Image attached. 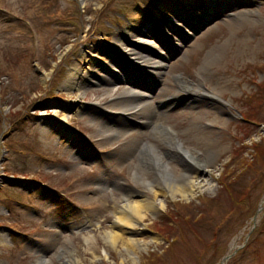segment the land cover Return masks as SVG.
<instances>
[{"label":"rangeland","instance_id":"1","mask_svg":"<svg viewBox=\"0 0 264 264\" xmlns=\"http://www.w3.org/2000/svg\"><path fill=\"white\" fill-rule=\"evenodd\" d=\"M166 1L174 0H0V176L17 175L0 180V264H39L41 258L65 264L57 253L66 248L76 264H219L233 246L238 251L227 264H264V208L258 214L264 202V0H197L219 14L207 10L212 15L203 21L206 12L198 11L191 18L200 24L195 32H164L181 47L163 61L161 77L140 74L149 88L145 113L132 121L104 111L113 110L112 99L128 86L108 85V76L98 70L110 66L121 41L129 46L124 30H151L148 24L158 20ZM136 20L140 24L132 23ZM158 39L149 38V48L161 53ZM88 50L100 66L85 64L82 53ZM70 69L89 70L95 80L86 90L69 87ZM179 76L201 82L216 95L213 102L189 99L178 90ZM173 95L179 101L162 108L160 102ZM93 112L101 122H123V136L103 133ZM156 122L173 128L192 150L204 151L213 141L216 155L205 173L199 171L201 177L193 176L205 185L193 196L172 198L166 188L151 196L163 207L124 234L143 242L157 238L145 251L133 250L135 261L123 244L113 246L104 236L126 196L148 193L133 179L140 161L129 149L143 143L168 150L153 137ZM171 161L176 172L184 170L180 158ZM230 180L234 188L226 190ZM211 238L216 239L209 247Z\"/></svg>","mask_w":264,"mask_h":264},{"label":"bare ground","instance_id":"2","mask_svg":"<svg viewBox=\"0 0 264 264\" xmlns=\"http://www.w3.org/2000/svg\"><path fill=\"white\" fill-rule=\"evenodd\" d=\"M196 4H199V1L182 0L179 3L174 0L163 2L161 5L162 11L157 13V17L158 20H161V18L164 17L165 21L161 22L159 26L149 23L148 26L152 28L153 32H151L150 30L148 34L154 36L152 33H157V30L158 33H161L164 32L165 28H167L168 30H171L170 28L176 29V26H174L172 22L178 21H183L186 28H189L190 31H194V29L198 27V24L184 19L183 12H192V16H197V9L203 8V5L199 4L197 6ZM207 6L208 5H206V7ZM208 7L211 9V11L214 12L212 7ZM214 7L217 9H222V6ZM180 11L183 19L180 17ZM214 13L219 14V12ZM249 18L250 16L246 15V18L242 20L245 22L249 20ZM132 23H136V25H138L140 24V21L136 20L132 21ZM133 27L130 26L128 30H124L127 31L126 36L130 38L139 36V38H137L136 40H132V42L129 40H125L130 47L126 45L125 42L121 41L120 43L122 48H118V53L121 57L117 55L115 61L112 60L111 63L115 64V67L119 68L118 70L120 72L126 71V69H135V71L137 70L139 74L142 73L146 77H148L146 75V73H148V75H150L148 77L149 79L151 77H154L155 79L161 77L163 71L162 66L165 60L162 58V56H160V60H158L157 57H152V55H154L155 53L152 52V50L149 48L150 44L148 42V38H151V36L147 37V34H139ZM129 31L132 32L129 33ZM174 44L175 43H173V46H177ZM171 49L173 50V52L176 50L175 48ZM82 57L83 59H85V64L91 65V67L100 66L92 63L95 59V56L91 55V51H85L84 53H82ZM126 66H128L130 69H123ZM206 69L207 67H203L201 71ZM107 70L111 73V75L108 74V77H110L109 79H107L110 82L108 83V85L114 86L116 84L115 82H117L116 80L120 78L115 75V71H112L110 68ZM130 71L132 72V70ZM130 71H128V73ZM69 73V78L66 84L72 88L79 87V89L86 90L87 86H90L89 84L91 83V80H95V78L92 76L93 73L89 70L85 72L82 69H70ZM122 78L123 79L121 80H128L126 75H122ZM129 79L133 82L136 81L133 77ZM174 80L178 85V90L184 89V91L188 93L187 97L189 99L198 97L213 102L216 97L215 94L205 89L201 82L197 84L182 76L175 77ZM143 83L139 86H134L135 88L133 89H127V91H124L118 97L113 98L110 105L112 106L113 110H105L110 112L113 116L123 117L121 118V120L130 116L136 117L137 115L145 113L147 98L142 92L139 91L143 90V88L146 86V84L144 83L143 85ZM142 85L143 87L141 88ZM155 85L153 83V89L156 88ZM145 88L148 89V87ZM147 91L144 90V92ZM178 101L179 97L177 95H173L169 97L167 101L160 103L162 104V108L167 109L170 105L172 106V104ZM96 114L97 113L94 112L90 114L92 117V121L102 127L103 133L111 132L115 134L116 137L123 136L126 128L123 122H118L116 119L108 118L104 119V121L101 122L98 115ZM60 119L65 121L67 118L63 117ZM152 134L155 139L159 140L167 146L168 150H166V153H162L156 145H148L143 143L140 144L137 149H129L131 154H133V152L137 153L136 155H138L140 161L136 168L133 170V179L135 182H141L148 189V193L132 192L129 196H126L123 204L121 206H116L114 212L116 222L112 226L110 231L105 232L104 236V239H106V241L113 246L123 244L125 250L130 255H133V259L135 261L137 259V254L134 253L133 250L139 249L145 251L151 243L157 241V238L153 236L151 242H143L141 241V239L136 238L126 239L124 237V234L128 230L134 232L137 226L148 217L147 213H157L160 211L159 207H163V204H161L160 206L156 204L153 197L151 196L157 197L160 192L165 191V188L167 189V193H169L172 198L176 197V195H179L183 199L193 196L197 188L205 186L203 178L200 182L195 183L193 181V176L196 175L198 177H201L199 171L202 170V173H205L206 170H204V166L213 162V158H215L216 155L214 154V151L210 149L213 141L208 142L205 146V150H200L202 152L195 149L192 150L185 147L183 143L176 138V134L173 128L166 126L165 124L160 122L153 123ZM77 145L80 144L78 143ZM141 145L142 148H140ZM167 157L172 158L171 160L180 158L185 163L184 170L179 173L176 172L174 166H172L171 164L172 161H169ZM151 174L154 175V180L149 179L148 176ZM102 186L108 189L110 187V184L109 182L102 180ZM133 194H138L137 198H134ZM86 240L89 243H92L93 239L89 237L86 238ZM232 248H234V246ZM70 252L69 249L66 248L59 251L57 255L65 264H76V259H69ZM105 257L108 258V254L106 252ZM39 264H47V261L41 258L39 260Z\"/></svg>","mask_w":264,"mask_h":264},{"label":"trees","instance_id":"3","mask_svg":"<svg viewBox=\"0 0 264 264\" xmlns=\"http://www.w3.org/2000/svg\"><path fill=\"white\" fill-rule=\"evenodd\" d=\"M227 174V173H226ZM240 176V174L239 175H236V176H234V179H235V181L236 180H238V177ZM233 178V177H232ZM235 181H233V180H230V181H226V182H224V186H225V189L226 190H230V189H233L234 187H232L233 185H235ZM232 191V190H231ZM243 196V194L242 193H238V195H237V198H238V200L237 201H243L242 200V197ZM222 229V226H216L215 228H214V230H213V234L216 236V235H218V232L220 231ZM260 232H261V230H259L258 232H257V234L259 235L260 234ZM164 234V233H163ZM216 238H211L209 241H208V246L209 247H212L213 246V243L211 242V241H214ZM252 242H254V238H252ZM205 258V254H203L202 255V257H201V260L202 259H204Z\"/></svg>","mask_w":264,"mask_h":264},{"label":"water","instance_id":"4","mask_svg":"<svg viewBox=\"0 0 264 264\" xmlns=\"http://www.w3.org/2000/svg\"><path fill=\"white\" fill-rule=\"evenodd\" d=\"M229 259V257L225 258L222 262V264H225L227 262V260Z\"/></svg>","mask_w":264,"mask_h":264}]
</instances>
